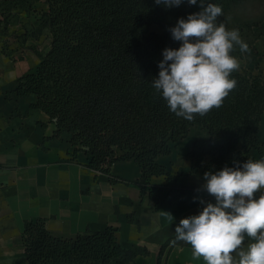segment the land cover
Returning <instances> with one entry per match:
<instances>
[{
	"label": "trees",
	"instance_id": "1",
	"mask_svg": "<svg viewBox=\"0 0 264 264\" xmlns=\"http://www.w3.org/2000/svg\"><path fill=\"white\" fill-rule=\"evenodd\" d=\"M7 10L23 6L15 0ZM247 0H205L222 7L228 29H238L241 38L252 46L260 35L249 25H241L232 11ZM8 3V0H3ZM38 30L40 39L49 29L50 49L41 55L35 72L19 80V97L37 96V109L47 114L56 126L53 139L66 134L69 155L78 161L84 155L89 170L109 178L112 184L137 185L160 209L162 196L171 202L189 194L196 200L199 190L180 184L175 174L157 160L170 154V142L185 139L194 126L209 133L196 140L187 159L189 173L219 171L241 165L259 145L257 131L264 112V76L252 68L232 73L238 84L223 106L205 116L188 121L171 112L167 101L152 82L159 76V63L166 48L178 49L171 29L190 14L202 11L200 0L190 5L166 8L155 0H44ZM205 3V6H206ZM19 4V5H18ZM36 26L37 23H34ZM158 25L161 32H151ZM239 46L233 53L243 57ZM257 70H259L256 67ZM135 161L142 176L128 181L115 176V163ZM164 177L157 186L153 178ZM129 220L137 223L134 215ZM118 229L87 231L74 238H58L47 229L46 220L25 223L23 242L29 264H134L145 248L126 250L119 243ZM164 250V247L162 251ZM162 254V252H161Z\"/></svg>",
	"mask_w": 264,
	"mask_h": 264
},
{
	"label": "crops",
	"instance_id": "2",
	"mask_svg": "<svg viewBox=\"0 0 264 264\" xmlns=\"http://www.w3.org/2000/svg\"><path fill=\"white\" fill-rule=\"evenodd\" d=\"M12 13L20 14L19 8ZM26 35L23 54L20 48L9 54L0 29V264H29L23 242L25 223L40 219L46 220L47 229L58 238L116 228L124 249H147L148 255H139L134 264H205L203 258L193 259L190 245L176 239L175 228L181 219L203 210L206 204L202 200L216 202L202 188L205 183L202 172L189 173L192 163L187 159L196 140L209 138L208 131L192 127L188 134L193 137L191 141H184L187 136L176 147H170L169 155L157 160L173 173L183 175L180 184L199 190L197 199L191 200L189 194L171 202L162 196L157 210L154 201L147 194L143 196L139 186L112 184L108 177L84 166L87 163L84 155L78 161L72 160L68 135L53 139L56 126L34 106L37 96L17 95L20 78L35 72L41 63L34 47L38 39ZM18 45L17 42L11 48ZM255 49L261 58L255 65L264 76V40ZM18 53L21 56L15 55ZM256 136L259 145L251 150V157L261 160L264 112ZM112 173L136 181L142 176V168L135 161L119 162L113 165ZM153 183L160 186L166 181L164 177H155ZM168 213L174 218L170 219ZM131 215L137 218V223L129 220ZM250 242L246 239L245 245Z\"/></svg>",
	"mask_w": 264,
	"mask_h": 264
},
{
	"label": "clouds",
	"instance_id": "3",
	"mask_svg": "<svg viewBox=\"0 0 264 264\" xmlns=\"http://www.w3.org/2000/svg\"><path fill=\"white\" fill-rule=\"evenodd\" d=\"M184 2L155 0L166 8ZM205 3L200 0L202 11L171 29L181 46L163 51L159 76L152 82L170 111L188 121L223 106L238 84L232 73L239 71L240 61L233 53L237 46L241 53L249 51L238 29L217 22L222 7ZM203 179V190L216 202L202 200L206 206L198 215L181 219L176 239L190 245L193 259L203 258L205 264H264V159L209 171ZM246 239L252 242L245 245Z\"/></svg>",
	"mask_w": 264,
	"mask_h": 264
},
{
	"label": "rangeland",
	"instance_id": "4",
	"mask_svg": "<svg viewBox=\"0 0 264 264\" xmlns=\"http://www.w3.org/2000/svg\"><path fill=\"white\" fill-rule=\"evenodd\" d=\"M8 1L9 4L0 0V29L4 46L9 54L16 53L19 48L20 53L23 54L21 48L24 47H22V43L26 42V40L24 41V37H27L26 34L32 36L34 31L36 32L38 30V22L40 14L44 11L45 2L44 0H24L23 6H18L20 14H16L17 12L13 14V10H7V8H9L10 5L12 6V3L16 1ZM231 17L237 20L241 25L251 26L253 34L260 35L259 38L253 42L252 46L249 47V51L244 52L243 57L239 60L241 69L252 68L255 70L256 74H259V70L256 69V67L258 69L259 67L255 65V63L259 62L261 58L258 56L259 51L255 49V45L264 40V0H247L243 5L238 6L232 11ZM34 23H37V25L35 26ZM150 31L161 32V29L158 25H153ZM50 38L51 34L49 29H45L40 35V39L35 43L34 47L37 49L36 54L40 57L49 51ZM17 42L20 45L12 49L11 47ZM20 53L15 55L21 56ZM248 64L251 66L254 64V68L247 66ZM192 138V135L188 136L184 141L189 142ZM176 145V143L170 142L171 148L176 147Z\"/></svg>",
	"mask_w": 264,
	"mask_h": 264
}]
</instances>
